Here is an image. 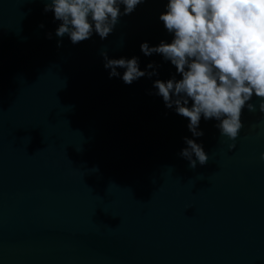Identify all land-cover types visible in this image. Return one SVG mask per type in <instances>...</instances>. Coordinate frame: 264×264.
<instances>
[{
	"label": "water",
	"instance_id": "95a60500",
	"mask_svg": "<svg viewBox=\"0 0 264 264\" xmlns=\"http://www.w3.org/2000/svg\"><path fill=\"white\" fill-rule=\"evenodd\" d=\"M48 2L0 0V264H264L260 98L235 140L203 117L195 138L153 87L182 77L140 47L171 43L168 0L75 45ZM104 52L157 74L110 79ZM185 137L205 165L182 158Z\"/></svg>",
	"mask_w": 264,
	"mask_h": 264
},
{
	"label": "clouds",
	"instance_id": "9594fccd",
	"mask_svg": "<svg viewBox=\"0 0 264 264\" xmlns=\"http://www.w3.org/2000/svg\"><path fill=\"white\" fill-rule=\"evenodd\" d=\"M144 2L50 0L44 11L53 12L55 20L60 21L55 35H67L75 45L89 40L93 33L106 39L120 16L132 14ZM159 20L173 35L171 43L161 41L150 47L145 42L141 52L145 56L161 55L182 78L155 80L156 95L162 97L166 108H174L177 115L188 119L193 137L204 135L199 130L203 117L205 121H217L220 134L235 140L243 127L242 110H257L250 103L253 95L260 98L259 110L264 112V0H168ZM102 56L105 69L110 70L109 78L119 77L126 85L157 74L141 71L138 57L109 59L106 52ZM147 68L154 65L150 63ZM117 69H125L122 77ZM184 141L187 147L180 155L189 167L205 165L209 158L203 145L187 137Z\"/></svg>",
	"mask_w": 264,
	"mask_h": 264
}]
</instances>
